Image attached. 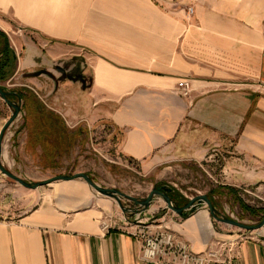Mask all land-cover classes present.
Returning <instances> with one entry per match:
<instances>
[{
    "label": "crops",
    "instance_id": "1",
    "mask_svg": "<svg viewBox=\"0 0 264 264\" xmlns=\"http://www.w3.org/2000/svg\"><path fill=\"white\" fill-rule=\"evenodd\" d=\"M11 1L0 0V11L13 6L29 30L11 37L0 27L7 38L0 59L4 51L9 72L0 80L3 91L32 90L42 86L38 77H46L52 91L68 90L62 96L77 104L79 122L107 126L117 155L154 178L203 161L209 167L219 153L226 181L206 192L218 214L216 197L231 203L245 187L264 189V32L213 9L264 7V0H187L211 8L190 21L159 9L171 0ZM184 80L187 94L180 88ZM23 98L29 118V103L38 100ZM11 112L0 98V129ZM48 129L15 127L16 159L37 158L40 140L31 136ZM186 214L162 213L154 227L172 231L195 253L219 250L220 261L208 264H264L258 233L239 238L221 232L227 224L203 205ZM94 219L92 212L66 220L38 208L16 221L0 220V264H161L141 259L129 228L103 231Z\"/></svg>",
    "mask_w": 264,
    "mask_h": 264
},
{
    "label": "rangeland",
    "instance_id": "2",
    "mask_svg": "<svg viewBox=\"0 0 264 264\" xmlns=\"http://www.w3.org/2000/svg\"><path fill=\"white\" fill-rule=\"evenodd\" d=\"M171 1V4L166 3L168 1L165 2L166 4L161 3L159 9L173 16L179 15L187 21L194 18L196 14H207L206 10L211 12V8L196 7L187 0ZM155 2L160 3L158 0ZM213 9L229 19H239L240 24L248 30L264 32V7L246 5ZM0 20V27L6 30L11 37L24 35L19 34L21 29L29 30L23 27L21 18L15 14L13 6H9L4 12L0 11ZM12 31L17 33L14 34ZM27 37L22 41H29ZM29 79L25 77L22 82L30 85ZM38 81L42 86L32 87L34 90L17 87L23 90L22 99L10 100L19 107V113L4 131L0 145V161L3 166L25 181L40 182L54 176L84 173L98 186L117 190L137 200H143L156 183L172 188L179 196L189 200L195 196H207L206 192L211 189V186L218 185L215 181L220 183L226 181L223 179L221 168L223 156L219 153L217 160L208 163L209 167H206V162L203 161L201 162L202 167H195L192 170H176L156 178L143 173L132 162L117 155L114 151L115 137L110 135L107 126L89 119L79 122L81 114H79L77 104H68L65 101L66 98L62 96L67 94L68 90L57 91V93L56 89L52 91L49 87V79L44 76L38 77ZM28 94H32L38 100L36 103H29L31 106L28 110L31 111L29 118L24 108L27 103L23 98ZM28 125L29 127L47 126L49 129L42 131L40 135L31 136V139L37 137L40 140L37 145L40 146L41 152L37 158L34 160L16 159L15 147L18 140L14 134L15 127L28 130ZM29 137L27 135L28 139ZM2 151L6 152V158L2 156ZM32 161H35V167L30 165ZM0 176L5 184V187L0 190L1 221H16L35 209L49 208L54 213L64 214L66 220L73 219L77 214L92 212L95 215L94 220H97L103 231L127 230L128 228L130 230L131 227L143 224L151 230H159L162 228H155L157 223L153 221L158 215L168 213L177 216L175 212L167 208L160 196H154L150 204L144 207L130 198L119 196V199H116L111 195L101 193L82 178L59 179L32 189L18 184L2 173ZM216 198L217 205L221 209L219 215L224 218L254 226L261 221L264 215V212L250 214L239 205L242 203L253 210L264 209V189L256 193L255 190L245 187L238 199L240 202L234 199L229 203L227 196L223 195ZM199 205L207 207L204 202ZM223 208L225 212L222 211ZM223 226L224 229L221 232L225 234L236 235L240 238L256 236L258 233L257 237L264 239V225L254 230H244L231 225ZM164 229L166 228L162 230Z\"/></svg>",
    "mask_w": 264,
    "mask_h": 264
},
{
    "label": "water",
    "instance_id": "3",
    "mask_svg": "<svg viewBox=\"0 0 264 264\" xmlns=\"http://www.w3.org/2000/svg\"><path fill=\"white\" fill-rule=\"evenodd\" d=\"M7 96H8V93L3 91L0 88V98H2L6 102V104L11 107V110H12L11 115L9 116V118L6 120V122L3 124V126L0 129V145H1V141L3 138L4 131L13 123V121L15 120V118L17 117V115L19 113V107L15 103H13L10 99H8ZM0 173H2L3 175H5L11 179H13L18 184H20L26 188H32V189L37 188L38 186H41V185H45V184L50 183V182L55 181V180H59V179H61V180H72L75 178H82L91 187L100 191L101 193L111 195V196L115 197L116 199H119V196L130 198L135 203L142 205L144 207H146L150 204V202L152 201L154 196H160L164 200V202L166 203L167 208H169L171 211L175 212L177 215H180V216H183L184 214H186V211H189V210L193 209L194 207H196L197 205L202 204L204 202L207 205V208L209 210L211 217L216 221L222 222V223L227 224V225L239 227V228H242L244 230L259 229L264 225V215H263L261 221L254 226H249V225L243 224V223L238 222V221L231 219V218L222 217L221 215H219L214 210V208L211 204V201L205 195L195 196V197L187 200V202L185 204H183L181 206H176L175 203L171 200V198L168 195V193L170 192V188H168V187L164 188L163 190H161L160 188L154 187L143 200H137V199L131 198V197H129V196L117 191V190L106 189V188H102V187L98 186L84 173H76V174L67 175V176H54L52 178H49L47 180L40 181V182H27L24 179H22L16 175H14L13 173H11L7 168H5L3 166L1 161H0Z\"/></svg>",
    "mask_w": 264,
    "mask_h": 264
},
{
    "label": "built area",
    "instance_id": "4",
    "mask_svg": "<svg viewBox=\"0 0 264 264\" xmlns=\"http://www.w3.org/2000/svg\"><path fill=\"white\" fill-rule=\"evenodd\" d=\"M183 94L190 90L188 80L180 84ZM159 229V228H158ZM129 233L140 242V257L146 262L161 264H208L220 261L219 250L193 252L188 244L166 229L151 230L146 225L131 227Z\"/></svg>",
    "mask_w": 264,
    "mask_h": 264
},
{
    "label": "trees",
    "instance_id": "5",
    "mask_svg": "<svg viewBox=\"0 0 264 264\" xmlns=\"http://www.w3.org/2000/svg\"><path fill=\"white\" fill-rule=\"evenodd\" d=\"M3 47H7V38L5 36V34H3L2 32H0V46ZM11 53H13V51L10 50ZM4 51L1 54V59H0V73L2 74V76L0 77V80H4L6 79L7 75H8V71L6 70L7 66H6V59L4 56ZM15 59V58H14ZM1 88V87H0ZM2 89V88H1ZM8 93V99H14V98H18V99H22L21 93L18 91H9ZM155 188H160L161 190H163L164 188H166V186L164 184H155L154 185ZM169 188V187H168ZM169 197L171 198V200L175 203L176 206H181L183 204H185L186 202L178 201V194L174 192V190L172 188H170V192L168 193ZM208 198V196H207ZM209 199V198H208ZM210 200V199H209ZM250 214H259L264 212V209H258V210H253L252 208L246 207L245 208ZM187 216V214H184L182 217L185 218Z\"/></svg>",
    "mask_w": 264,
    "mask_h": 264
},
{
    "label": "bare ground",
    "instance_id": "6",
    "mask_svg": "<svg viewBox=\"0 0 264 264\" xmlns=\"http://www.w3.org/2000/svg\"><path fill=\"white\" fill-rule=\"evenodd\" d=\"M4 150V149H3ZM2 156L4 157V158H6V152L5 151H2Z\"/></svg>",
    "mask_w": 264,
    "mask_h": 264
}]
</instances>
